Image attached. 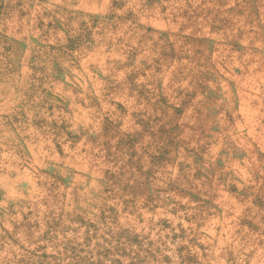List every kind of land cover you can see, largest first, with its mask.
Returning <instances> with one entry per match:
<instances>
[{
	"label": "rangeland",
	"instance_id": "374dc122",
	"mask_svg": "<svg viewBox=\"0 0 264 264\" xmlns=\"http://www.w3.org/2000/svg\"><path fill=\"white\" fill-rule=\"evenodd\" d=\"M0 264H264V0H0Z\"/></svg>",
	"mask_w": 264,
	"mask_h": 264
}]
</instances>
